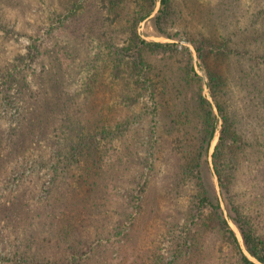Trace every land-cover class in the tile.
<instances>
[{"label":"trees","instance_id":"trees-1","mask_svg":"<svg viewBox=\"0 0 264 264\" xmlns=\"http://www.w3.org/2000/svg\"><path fill=\"white\" fill-rule=\"evenodd\" d=\"M182 1L175 7L173 0H161L149 24L158 35H181L194 43L206 80L188 47L142 36L140 23L157 0H62V9L53 11L48 43L34 38L25 53L0 67V108L10 103L21 108L14 125H5L0 116V175H8L11 157L25 158L27 146L43 140L52 144L50 157H36L41 165L53 161L55 170L40 206H33L37 198L20 182L0 180V190L8 188L0 191V229L12 217L17 221L35 213L24 224L30 233L41 230L36 248L31 240L15 247L7 264H90L104 240L127 235L128 223L137 218L152 187L147 188V177L133 175L119 219L104 210L117 159L103 157V144L118 137V160L134 154L140 168L142 160L153 168L154 152L173 146L163 192L154 191L178 214L162 215L161 239L171 234V246L168 254H155L153 264H258L244 252L229 220L248 253L264 263V9L249 11L248 0ZM171 23L179 26L174 35L168 31ZM121 33L124 44L118 41ZM88 38L95 41L92 53ZM83 70L82 89L72 91L70 80ZM115 81L124 84L123 102L133 107L142 103L133 116L109 115L114 105L113 111H119L121 100L102 90L112 91ZM204 83L212 99L204 94ZM133 123L135 136L127 138ZM140 146L149 157H142ZM61 174L64 186L54 181ZM157 199L151 197L150 206ZM108 220L113 221L109 229L96 230Z\"/></svg>","mask_w":264,"mask_h":264},{"label":"rangeland","instance_id":"rangeland-1","mask_svg":"<svg viewBox=\"0 0 264 264\" xmlns=\"http://www.w3.org/2000/svg\"><path fill=\"white\" fill-rule=\"evenodd\" d=\"M181 1L182 0H176L175 2L173 0L174 6L179 7ZM199 1L213 3L223 0ZM225 1L234 2V0ZM176 3L179 4L177 5ZM248 3L250 4L249 11L257 12L261 8L264 9V0H248ZM60 4L63 5L62 0H60V3L59 0H0V67L9 63L19 52L25 53L28 50L30 43H34V38L36 39L35 42L37 43H41L43 45L48 43L49 33L47 32L51 27V22L53 23L56 19L53 11L55 9L61 10L62 6ZM160 4L161 0H157L154 10L146 17L145 20L140 23L139 31L141 32L142 36L148 40L176 42L179 48L181 46L188 47L192 51L193 63L196 70L203 76L204 80H206L204 71L199 65L200 60L198 58L194 43L190 42L186 39V37L181 35L168 37L167 35H158L153 31V28L149 24V21L158 12ZM178 28L179 26L177 24L171 23L168 31L170 34L174 35ZM53 33L55 36L61 35V33L56 30H54ZM89 40L91 39L88 38L86 40V43L89 42ZM118 41L120 44H124L126 42L122 33L119 35ZM88 45V50L91 49V53L96 50L94 46L95 41H93L92 43L89 42ZM59 54L64 60L62 62L64 64H67L69 60L65 61L64 51H61ZM159 58L160 57L157 56V59ZM38 61L35 64L37 71L41 69V65L38 63ZM29 66L30 67H28L27 69L28 71H31L33 67L31 66V64H29ZM86 73L87 70L79 71V73H76L75 77L70 80L71 83L69 85V88H71L72 91L77 90L78 88L82 89V81ZM11 92H15V89H13ZM102 93L108 94V96L114 98L115 101H117L118 99L121 100L120 98L123 94H125V87L122 82L115 81L112 91L102 90ZM204 94L209 99H212L205 83ZM143 100L144 99H141V101ZM17 104L19 103L1 105L0 116L6 119L5 125H9L10 123H12L13 125L16 124L19 117V111H21L20 106H18ZM140 104L142 105V103ZM141 105H135L133 107V105H128L121 100V103L118 105L119 111H113L114 109H116L114 105L112 110L109 111V115L114 114L115 116L117 115L118 117L122 118L133 116L140 109ZM80 115L82 116V113H80ZM134 126H137V124L133 123L129 125L128 131L126 133L127 138L135 136V134L133 133ZM219 127L220 124L215 133L217 134V136L219 133ZM217 139L218 137L214 141L210 153L213 152V147L217 142ZM44 141L46 140L41 141V145H28L27 147L29 149L25 151L24 155H27L25 158L22 155L11 157L8 164V175H0L1 183H7L8 178L9 180L12 179L14 183L20 182V187L27 188V193H32L34 197L37 198V200H35L34 202V204L36 205L33 206L42 205V203L46 199V189L48 190L50 188L51 184L53 183V174H55V170L53 169V161H49V163H46L44 165H41L38 162L39 157L42 161L44 159L47 160L50 157V153L52 151L51 142L48 143L47 141ZM103 142H106V139H104ZM103 146H105L107 149L103 157H105L106 159H117L116 161H114L116 175L113 177H109L107 181V199L105 202L106 209L104 208V210L109 211V214L113 220H118L120 217L119 212L122 211L121 203H125L126 199L128 198L125 189L128 186V183L130 182L129 180L133 175L135 176V179L141 178L142 175L143 177H147V179L149 180L147 188L151 190L152 187V190L151 194L147 195L146 197V200H148V202H146V200H142L143 206L138 213L137 218L134 219V222L130 221L128 223V227L125 232L127 233V235L124 237L117 236L115 238L114 236H111L107 240H104V245L99 248L97 254L89 258V262L90 264H153V259H155L154 255L156 254L157 257L159 253H163L165 255L168 254L169 248L171 246V234L167 235L166 239H161L160 232L162 231L164 226V217L162 218V215L167 212L171 213V211L173 213L171 216L178 214L174 209L171 210L169 205L165 204V198H162L159 194L155 193L156 191H154H162L161 184L164 183L165 180H167L166 173L170 172V170L172 169V166L170 164H172L174 161V157L171 155L173 146L171 144L165 145L162 148H158L154 152L153 159L155 155V165L151 169L147 167L148 164H146L143 160L142 168H140V163H138L140 160H136L137 156H134V154L130 158H128V156L124 158L121 157L122 160L119 161V137L114 140V143L103 144ZM139 151L142 157L144 155L148 156L147 151L144 147L140 146ZM36 155L40 156L37 158ZM133 156L134 160H136L135 163H131ZM109 161L110 160H107L105 162L108 163ZM0 162L2 163L1 159ZM121 162H125L127 164V168L123 169L120 164ZM14 168L18 169V173L14 170ZM119 168L122 169L123 173H120L121 171H118ZM63 176L64 174H61L60 177H54L55 183L57 182V184H59L58 186H64L61 183V178ZM68 179L72 181L74 178L68 175ZM7 189L8 188L6 187V189H1L0 191L2 193H6ZM189 193L190 192H188L187 194ZM64 196L65 198L68 197L66 194ZM154 196H156L158 199L156 200L157 204L152 207L150 206L149 199ZM183 200L188 201V198L186 197ZM157 210H159L160 212H158ZM45 211L46 210H44L43 213H45ZM34 214L35 213H28V215H26L22 220L18 219L17 221L14 217H12L9 221L6 222L5 227H1L0 264H7L8 257L13 255L12 252L16 249L15 247L19 246L22 248V246L26 244L25 242L28 240H31V244L33 243L32 249L36 248L35 241L40 239L41 236L39 234L41 233V230L39 232L30 233L28 231L27 225L24 224L27 219L28 222L32 221L33 218L31 216H33ZM45 214H42V216H45ZM48 218H50V216ZM5 221L6 220H4V222ZM34 222L35 225H37L38 219H34ZM22 223L23 225L20 227L19 225ZM112 224L113 221H105L102 224L100 223L96 230L98 231L100 229V231H103L104 227H107L109 229ZM27 235L29 238H26ZM32 235L34 236V238ZM167 260H169V258H167Z\"/></svg>","mask_w":264,"mask_h":264},{"label":"water","instance_id":"water-1","mask_svg":"<svg viewBox=\"0 0 264 264\" xmlns=\"http://www.w3.org/2000/svg\"><path fill=\"white\" fill-rule=\"evenodd\" d=\"M214 110L217 112V109H216L215 107H214ZM220 123H221V121H220ZM217 137H218L217 134H215V136H214V138H213V141H212V145H213V143H214V141L216 140ZM209 159H210V163H211V166H212V152L210 153ZM215 183H216L217 191H218V193H220V190H219V184H218V179H217V176H216V175H215ZM221 204H222V206L224 207V203L221 202ZM224 210H225V208H224ZM225 212H226V211H225ZM229 222H230L231 226L233 227V229L235 230V232H236V234H237V237L239 238L240 244H241V246H242L244 252H245V253H246V254H247L252 260H254L256 263H258V264H264V263L260 262L259 260H257L255 257L251 256V255L248 253V251L245 249V246H244V243H243L242 236H241V234H240V232H239L237 226H236L231 220H229Z\"/></svg>","mask_w":264,"mask_h":264}]
</instances>
